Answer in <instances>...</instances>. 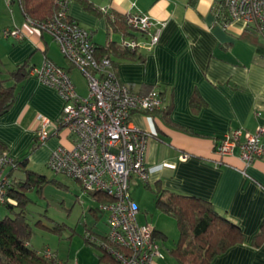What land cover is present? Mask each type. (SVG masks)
Returning <instances> with one entry per match:
<instances>
[{
	"label": "crops",
	"instance_id": "crops-1",
	"mask_svg": "<svg viewBox=\"0 0 264 264\" xmlns=\"http://www.w3.org/2000/svg\"><path fill=\"white\" fill-rule=\"evenodd\" d=\"M16 1L5 0L12 19L7 15L0 30L20 29L24 39L0 32L2 70L28 60L39 66L47 59L65 67L67 61L52 37L30 24L20 5L23 16L20 11L13 12ZM88 1L103 12L148 13L154 22L153 32L161 26L160 41L143 61H120L117 67L121 81L134 92L166 91L164 107L171 105L167 120L158 112L139 111L131 116L133 125L153 134L145 163L159 167L149 178L150 186L160 184L169 191L206 199L240 226L243 241L210 264H264V241L258 246L253 242L264 222V157L243 173L238 150L223 157L214 151L215 141L234 130L255 132L264 126V55L242 34L246 22L234 19L231 29L217 23L214 7L223 0ZM69 6L70 17L88 29L97 44L124 40L120 34L110 33L104 16L86 10L81 0H71ZM139 40L149 38L140 36ZM70 76L78 93L85 96L87 87L79 70L72 68ZM16 90V102L0 117V153L6 150L13 158L21 156L38 136V115H42L50 120V135L45 142L38 140L40 145L29 161L32 168L47 165L51 151L65 147L60 138L67 135L66 127L56 125L64 101L55 89L32 75L17 84ZM196 96L200 102L197 109L191 104ZM262 139L264 143V136ZM63 143L72 148L74 135L69 132ZM159 234L157 243L164 236ZM162 253L164 258H155L153 264H175L172 254L169 259Z\"/></svg>",
	"mask_w": 264,
	"mask_h": 264
},
{
	"label": "built area",
	"instance_id": "built-area-1",
	"mask_svg": "<svg viewBox=\"0 0 264 264\" xmlns=\"http://www.w3.org/2000/svg\"><path fill=\"white\" fill-rule=\"evenodd\" d=\"M69 3L64 1L53 18L40 26L27 19L52 37L67 61L64 67L47 59L40 67L30 70V75L55 89L63 99L62 116L56 125L68 128L74 135L72 148L58 147L51 151L47 167L55 175L81 181L85 191L100 190L112 195V202L100 204L101 210L107 213L109 239L128 250L124 253L114 250L113 254L119 264H153L155 257L163 258L164 254L152 238L153 227L138 222L139 206L131 196L129 177L136 175L148 181L159 166H146L147 144L152 134L133 125L131 116L135 111H156L162 100L154 90L145 95L134 92L118 79L107 56L95 58L91 33L70 18ZM226 7L234 18L260 22L259 31L264 36V0H226ZM126 20L149 35L147 42L139 43L152 48L159 42L161 26L153 32L154 22L148 13H126ZM3 35L24 39L23 32L17 28L4 29ZM122 45L133 49L138 43L123 40ZM72 68L82 75L86 96L76 90L70 76ZM38 118V137L45 142L50 135L47 130L50 120L42 115ZM263 136L264 126L255 132L236 129L221 139L216 153L227 156L239 150L238 156L248 168L256 159L264 157ZM12 161L8 153L0 156V202L5 201V184L9 182L5 172ZM40 253L49 264H65L49 248Z\"/></svg>",
	"mask_w": 264,
	"mask_h": 264
},
{
	"label": "trees",
	"instance_id": "trees-1",
	"mask_svg": "<svg viewBox=\"0 0 264 264\" xmlns=\"http://www.w3.org/2000/svg\"><path fill=\"white\" fill-rule=\"evenodd\" d=\"M17 1L22 9L24 16L27 19L32 20L37 26H40V24L45 23L53 18V16L59 10L60 5L64 1L70 2L71 0ZM81 2L86 10L95 15L104 16L110 33H118L124 40H135L138 43V45L132 49L123 46V41H121V43H117L111 40L108 41V43L101 45L97 44L93 41V39H91L94 48L93 54L95 58L100 60L102 59V57L107 56V58L110 59L114 73L121 81L119 73L117 71L118 63L120 61L131 60L143 61L146 58V55L150 53L151 48H148L146 44L139 43L143 42L139 39L140 36L149 38V35L147 34V32L140 31L139 29H136L135 27L130 25L126 20V14L118 13L116 11L103 12L99 8L94 7L88 0H81ZM216 4V7H214L216 22L221 24L226 29H231L234 19L241 18H234L231 15L228 7H226V0L217 2ZM69 9L70 6H68V11ZM242 20H244L248 25L242 34L249 37V39L253 43H256L258 51H263L264 55V36L260 33L258 26L260 22L247 21L245 19ZM40 30L44 32L42 28H40ZM258 36L261 37V40ZM141 48H145V50L147 49V51L141 50ZM1 64L2 63L0 61V117L5 115L16 102V99L18 97V93L16 90L17 84L24 81L30 75L31 69L41 66L32 65L30 60H28L19 65H16L13 69L4 72V70H2ZM3 74H5V76ZM121 82L124 83L123 81ZM128 86L130 87V89H132L130 85ZM153 90L158 92L159 98L162 100L161 107L156 111L145 110L140 112H158L163 118L167 120V117L171 112L169 109L171 105L164 107V101L166 100L167 95L166 91H160L152 88L148 91L137 93L145 95ZM199 103L200 102L197 96L196 99H192L191 104H196V109L200 106ZM224 137L215 141V152H217L216 148L218 143ZM38 140L39 137L37 136L26 153L17 158H13V161L7 167L5 172L6 176L9 179V182L5 184V201L0 202V204L7 206L14 213V215H7L4 219H0V264H49L48 260L45 259V257L40 253V250L32 248L30 246L32 227L28 221L26 213V203L29 198L25 196L23 190L38 189V192L41 193L44 184L51 182L58 186H61L62 181L57 180L56 177L48 178L47 176L37 173L31 169L29 159L30 155L40 145V142ZM0 145L3 146V143L0 142ZM6 153L7 151L3 150L0 153V156ZM242 169L243 173L247 172V168H245V166ZM54 176L56 175L54 174ZM133 177L138 176L131 175L129 177V187L130 181ZM72 179L79 182L83 188V184L81 181L75 178ZM148 181L144 182L146 184V187L153 189V191L157 195L158 207L169 215L174 216L178 223V227L180 230V239L176 246L169 249L170 254H172L175 259V264H210L216 256L224 253L232 246L243 241V233L240 226L228 217L222 215L210 201L200 198L196 195L180 194L169 191L160 184H156L155 187H151ZM85 192L88 193L95 201H98L99 205L103 202H112L114 199L112 195H109L100 190ZM15 207L20 208L19 210H16ZM98 209L101 210V207L99 206V208H91V211L96 212V210ZM101 211L105 212L104 210ZM138 222L140 224H150L147 222H140L139 219ZM152 227L154 230L152 238L157 244L158 249L161 251L160 244L155 241L156 235L161 232L158 233L157 229L154 226ZM163 237L164 236H162V238ZM253 239L254 244L257 246L264 241V222L259 233ZM85 241L87 243L96 245L102 251L100 254H98V260L96 264H119V259L113 254V251L117 250L123 253L128 252L125 247L116 245L110 241L109 232H107L106 234H101L94 231H87V233L85 234ZM155 258L153 259V262ZM75 261L78 262V259H76ZM75 261H73L71 264H73ZM63 262L67 264L65 261Z\"/></svg>",
	"mask_w": 264,
	"mask_h": 264
},
{
	"label": "rangeland",
	"instance_id": "rangeland-1",
	"mask_svg": "<svg viewBox=\"0 0 264 264\" xmlns=\"http://www.w3.org/2000/svg\"><path fill=\"white\" fill-rule=\"evenodd\" d=\"M13 6L15 14L20 11L18 1ZM7 15L9 19H12L5 0H0V27L6 22ZM1 30L0 32H3V29ZM114 37L117 40L120 39L117 34ZM63 131L67 135L61 134V145L69 147L63 143L65 139L68 141L69 131L67 128ZM32 170L48 178L56 177L57 180L62 181V184L58 186L51 182L46 183L41 193L38 189L23 190L25 196L29 198L26 203V213L32 227L30 246L40 251L49 248L67 264H71L76 259L79 264H96L98 254L102 251L96 245L87 243L85 234L87 231L101 234L109 232L107 214L100 209L96 212L91 211V208H99V202L86 193L76 180L63 175L54 176L46 164L37 165ZM130 193L140 207L139 221L150 223L158 232L164 234L165 237L160 238L158 242L161 250L169 259H172L169 249L176 246L180 239L176 218L158 207L157 195L153 189L147 188L145 182L139 177L131 179ZM19 208L15 207L16 210ZM7 215L13 216L14 213L7 206L0 204V219H4Z\"/></svg>",
	"mask_w": 264,
	"mask_h": 264
}]
</instances>
